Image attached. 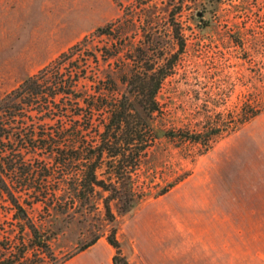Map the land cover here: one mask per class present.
I'll use <instances>...</instances> for the list:
<instances>
[{"label": "rangeland", "instance_id": "1", "mask_svg": "<svg viewBox=\"0 0 264 264\" xmlns=\"http://www.w3.org/2000/svg\"><path fill=\"white\" fill-rule=\"evenodd\" d=\"M71 48L74 55L64 56ZM57 59L73 86L46 101L50 118L38 131L60 137L53 156L71 166L46 159L49 148L29 163L31 176L40 179L39 197L26 192L20 202L46 238L41 247L28 231L21 242L0 198L8 256L27 248L22 256L32 264H65L95 236L88 252L97 246L106 252L114 231L120 246L109 254L128 264H143L141 256L264 264V0H0V97ZM155 78V127L191 133L212 122L220 131L208 150L157 139L150 161L131 174L144 196L120 215L111 200L110 221L109 191L95 186L74 199L71 183L79 192L78 168L95 160L85 154L99 144L113 111H135L138 100L147 104ZM247 106L263 108L253 117L242 114ZM38 114L27 113L26 123ZM57 127L62 133L54 135ZM113 162L103 153L95 171L107 184L114 180ZM162 188L168 189L158 194Z\"/></svg>", "mask_w": 264, "mask_h": 264}, {"label": "trees", "instance_id": "2", "mask_svg": "<svg viewBox=\"0 0 264 264\" xmlns=\"http://www.w3.org/2000/svg\"><path fill=\"white\" fill-rule=\"evenodd\" d=\"M73 47H77V44ZM72 48L70 50L72 53L69 54L70 52H67L64 56L67 55L70 57L74 55L73 50L75 49ZM65 76L68 79L70 72H60V59L53 60L50 64L45 65L36 73L29 75L14 89L0 97V198L8 206V213L10 212V216L15 223L13 225L17 226L18 235H21L19 238L21 242L24 243L23 235L25 231H28L30 241L40 247L43 246L46 238L36 228L26 206L20 202V198L26 192L37 195L35 197H39L36 189H40V179L38 180V176H31L32 172H30L29 163L33 159L35 160L34 156L37 157V154L40 157L41 151L43 153L45 150L44 154H46L49 148L50 153L46 159L52 161L55 166L56 163L61 166H71V163L64 164L66 158H58L56 155L53 156L55 150H53L52 145L59 142L60 137L57 140L51 134H42V131H38V125H43L40 123L50 118V115H47L43 111L44 109L50 110L46 105V101L48 99L53 100L61 94H68L70 88L73 86L71 82L66 81L65 78V80L63 79ZM159 85L160 78H155L148 90L147 104L144 105L142 104L143 100H138L135 105L137 107L134 109L135 111H131L126 107L122 111H113L115 113L111 116L105 130L101 133L99 144L97 146H91L93 149L91 150V154H87L88 151L86 152L87 155L85 154L86 161L94 154L96 155L95 160L89 166L82 164L78 168L82 172L80 183L78 182V185L82 186L80 189L82 192H76V184L71 183V186H73L71 189L74 191V199H84L87 196L85 190L87 189L91 193L95 186L104 191H109L104 206L110 221L114 219V215L111 213L109 206L111 200L115 201L117 213L120 215L130 212L144 196L135 189L131 174L141 166V161L142 163H148L150 161L151 153L148 155L149 149L156 143L157 139L165 138L167 140L177 139L187 141L200 145L204 150H208L211 147L210 144H212L213 138L220 131L219 126H215L212 122L210 126H203L199 130L191 131V133L182 132L178 134L173 130H163L155 127L152 122V114L158 110L154 94L159 88ZM262 108L263 106L255 109L252 106H247V109L242 110V114L250 112L251 116L254 117L260 113ZM35 111L39 113L35 116L37 120L33 121V124L26 123V119L29 117L27 113ZM29 125H32V127ZM54 130V135L62 133L58 127ZM103 153L113 159V163H115L112 166L114 169V180L109 184L104 179H98L95 172L100 164L99 160ZM61 155L63 154L61 153ZM83 165L86 166L85 170H81ZM46 169L48 170L43 175L49 176L51 170L49 171V167ZM172 185L173 183H170L168 187ZM167 189H160L158 194L165 193ZM35 199L37 202L41 200V198ZM26 204L31 206L33 202ZM7 206H5L6 209ZM59 211L63 213L62 210ZM6 235V233L0 232V264H32L33 259L30 258L31 256H22L27 248L20 249L19 256L7 255L9 251L7 245L9 237ZM114 235L113 231L107 236V240L111 246L118 250L120 245ZM97 238L98 236H95L92 240H89L79 247L73 254L86 249ZM69 257L71 256H67L65 260ZM112 260L114 264H128L126 259L117 253L113 255Z\"/></svg>", "mask_w": 264, "mask_h": 264}, {"label": "crops", "instance_id": "3", "mask_svg": "<svg viewBox=\"0 0 264 264\" xmlns=\"http://www.w3.org/2000/svg\"><path fill=\"white\" fill-rule=\"evenodd\" d=\"M106 247V252L97 246V249L91 253L88 252L90 249L88 247L66 260L65 264H114L113 254H109L111 245ZM141 259L143 264H191V256H141Z\"/></svg>", "mask_w": 264, "mask_h": 264}]
</instances>
